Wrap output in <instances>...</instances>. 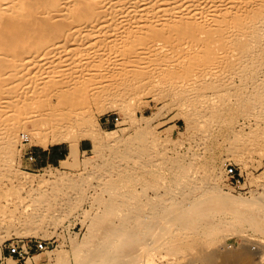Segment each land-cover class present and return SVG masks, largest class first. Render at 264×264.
<instances>
[{
  "label": "bare ground",
  "instance_id": "1",
  "mask_svg": "<svg viewBox=\"0 0 264 264\" xmlns=\"http://www.w3.org/2000/svg\"><path fill=\"white\" fill-rule=\"evenodd\" d=\"M150 90L196 113L239 103L246 109L240 126L264 128V0H0V231L36 232L49 210L30 194L32 213L23 221L16 217L22 200L7 193L15 185L8 174L22 131L30 125L34 139L46 136L40 141L46 147L70 143L76 149V138L88 139L114 149L116 167L123 161L140 166L139 153L119 145L117 132L101 133L94 125L98 115ZM75 154L63 161L65 168L77 160ZM53 175L23 180L31 187ZM105 177L99 176V185L112 179ZM104 192L107 199H97L92 218L93 234L102 241L92 238L86 248L79 246L80 264L135 262L171 227L195 229L220 204L233 203L235 211L246 206L220 194L219 201L212 194L213 201L209 194L211 200L201 204L187 196L191 208L170 201L145 213L135 205L134 184L133 192Z\"/></svg>",
  "mask_w": 264,
  "mask_h": 264
},
{
  "label": "rangeland",
  "instance_id": "2",
  "mask_svg": "<svg viewBox=\"0 0 264 264\" xmlns=\"http://www.w3.org/2000/svg\"><path fill=\"white\" fill-rule=\"evenodd\" d=\"M152 91H146L136 102L98 115L96 128L93 127L99 132L102 129L101 133L117 132L121 137L119 145L127 144L132 152L139 153L140 166L133 163L125 166L127 163L123 161V166L116 167L111 149L97 147L88 139L76 138V149L70 143H51L46 147L40 142L46 136L34 139L30 125L20 133L14 169L8 174L16 186L7 191L22 200L18 204L21 212L16 217L24 221L31 215L32 208L27 206L32 200L30 194L36 195L35 200L43 202V207L47 205L49 210L36 232L8 235L0 231V264H80L83 252L77 253L79 246L86 248L92 238L102 241L101 235L92 231L97 199H107L104 190L115 187L120 192H133V184L135 205L145 213L166 208L170 201L191 208L193 200L187 196H195L198 204L202 199L229 196L227 201L232 197L229 201L239 199L246 206L235 211L236 206L229 201L226 208L220 204V209L197 221L195 229L184 230L176 225L163 240L149 242L137 261L110 264H264L263 126L242 128L241 116L246 109L239 103L233 102L234 106L230 104L227 109L209 108L208 114L206 109L196 113L188 108V112L183 103L174 104L175 101L165 100L162 92ZM202 111L206 116L201 115ZM263 114L260 118L264 119ZM130 119L139 124L132 127ZM55 150L61 152L59 162L50 163L43 155ZM73 154L77 160L65 168L63 161ZM108 164L111 174L107 176L104 170ZM228 167L237 172L239 184L228 174ZM49 172L55 175L46 177L42 184L29 187L23 180L25 176L41 179ZM99 176L112 179L99 185ZM88 185L92 189H80ZM209 194L215 196L206 198ZM115 208L126 215L131 213L130 207ZM36 241L48 243V250L32 251L23 260L12 258L8 252L11 245H31Z\"/></svg>",
  "mask_w": 264,
  "mask_h": 264
},
{
  "label": "built area",
  "instance_id": "3",
  "mask_svg": "<svg viewBox=\"0 0 264 264\" xmlns=\"http://www.w3.org/2000/svg\"><path fill=\"white\" fill-rule=\"evenodd\" d=\"M227 171L228 174L233 177L234 182L236 184H239L240 178L237 177L238 175L235 169L233 167H228ZM48 248V243H46L45 241H36L34 244L31 245H11L10 247H8V252L12 258L17 257L23 260L26 257H29L32 251L44 252L48 250Z\"/></svg>",
  "mask_w": 264,
  "mask_h": 264
},
{
  "label": "crops",
  "instance_id": "4",
  "mask_svg": "<svg viewBox=\"0 0 264 264\" xmlns=\"http://www.w3.org/2000/svg\"><path fill=\"white\" fill-rule=\"evenodd\" d=\"M61 154L60 151L55 150L53 152L49 151L48 153L44 154L43 157L47 158V161L50 163H57L59 162V155Z\"/></svg>",
  "mask_w": 264,
  "mask_h": 264
}]
</instances>
